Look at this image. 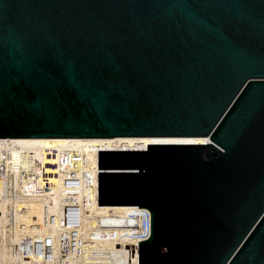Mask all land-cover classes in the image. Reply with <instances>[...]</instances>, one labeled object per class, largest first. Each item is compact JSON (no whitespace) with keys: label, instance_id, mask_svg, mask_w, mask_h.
<instances>
[{"label":"water","instance_id":"obj_1","mask_svg":"<svg viewBox=\"0 0 264 264\" xmlns=\"http://www.w3.org/2000/svg\"><path fill=\"white\" fill-rule=\"evenodd\" d=\"M0 264H264V0H0Z\"/></svg>","mask_w":264,"mask_h":264}]
</instances>
